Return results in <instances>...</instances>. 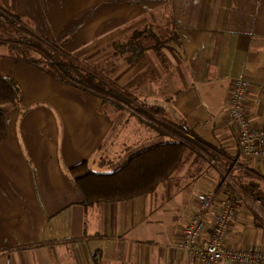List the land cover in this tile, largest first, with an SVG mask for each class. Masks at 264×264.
I'll use <instances>...</instances> for the list:
<instances>
[{
    "label": "crops",
    "instance_id": "obj_1",
    "mask_svg": "<svg viewBox=\"0 0 264 264\" xmlns=\"http://www.w3.org/2000/svg\"><path fill=\"white\" fill-rule=\"evenodd\" d=\"M11 15L29 39L77 58L150 29L162 47L146 36L144 57L109 66V80L138 105L165 106L164 117L191 135L154 193L86 207L72 168L86 162L111 174L176 137L0 50L1 70L22 94L0 143V264H204L181 244L199 196L211 191L237 196L225 244L264 250V158L233 168L227 106L234 81L246 79L247 115L264 127V0H0V19Z\"/></svg>",
    "mask_w": 264,
    "mask_h": 264
},
{
    "label": "trees",
    "instance_id": "obj_2",
    "mask_svg": "<svg viewBox=\"0 0 264 264\" xmlns=\"http://www.w3.org/2000/svg\"><path fill=\"white\" fill-rule=\"evenodd\" d=\"M11 17L12 20H8L7 25L11 28L16 27L18 31H24L20 20L15 16L11 15ZM146 36L157 42L156 49L162 47L159 38L150 29L136 30L126 42L113 43L114 56L123 59L130 66L136 64L144 57L146 48L143 40ZM28 39L25 38L21 41L22 43L20 42L22 49L26 52L18 58L28 61L61 82L101 98L105 106L110 105L118 110L124 109V105L127 106L135 113L145 116L151 122L147 124L152 128H154L153 123H156L176 137L174 141L135 153L111 174H97L89 171L86 162L72 168L69 172L83 194L84 206L90 207L102 202H124L143 197L154 193L161 183L171 178L182 162L188 148L187 136L191 135L183 121L176 118L168 122L164 117L165 106L154 105L155 103L138 105L134 98L121 90L114 82L104 78L96 70L79 66L72 60L74 57L66 55L55 44L35 37L32 39L36 40V43ZM4 41H0V46L9 44L6 40ZM33 51L38 58L29 60L31 58L28 59V55L25 54ZM6 54L10 55L7 52ZM21 101L22 94L18 83L5 75L0 68V143L7 139L5 116L10 107L20 105ZM171 111L176 116V112L173 109ZM157 117L163 121L158 120Z\"/></svg>",
    "mask_w": 264,
    "mask_h": 264
},
{
    "label": "built area",
    "instance_id": "obj_3",
    "mask_svg": "<svg viewBox=\"0 0 264 264\" xmlns=\"http://www.w3.org/2000/svg\"><path fill=\"white\" fill-rule=\"evenodd\" d=\"M248 87L246 79H236L227 105L228 128L237 142L239 152L233 168L240 165V160L249 164L264 158V127L255 126L247 115ZM229 179L230 174H227L225 181ZM236 197H221L218 191L199 196L198 210L183 233L181 247L187 255L204 264H264V250L234 248L225 244L235 218ZM256 206H262V201L257 200Z\"/></svg>",
    "mask_w": 264,
    "mask_h": 264
},
{
    "label": "rangeland",
    "instance_id": "obj_4",
    "mask_svg": "<svg viewBox=\"0 0 264 264\" xmlns=\"http://www.w3.org/2000/svg\"><path fill=\"white\" fill-rule=\"evenodd\" d=\"M129 37L127 39H123V40L120 39L117 41L126 42L129 39ZM25 38L28 37L22 31H18L16 27L14 28L9 27L5 20L0 19V41L5 42L4 40H6L7 42H9V44L5 43L0 46L1 51L5 53L7 52L8 54H10L9 56L11 57H18L20 55H23V53H25L26 50L22 49L20 42ZM28 40L29 41L31 40L36 43V40L34 39L30 38ZM17 42H19V44ZM113 43H110L107 46H103V47L98 46L96 48L90 49L89 52H85L82 56H80V58L74 56L72 60L75 61L79 66L87 67L91 70H96L97 72L100 73L101 76L109 80V66H120L121 63L124 62L123 59L114 56V49L112 46ZM64 53L66 55H69L66 52ZM25 55H28L27 56L28 59L31 58L29 60H34V59L36 60L38 58V56L34 53V51L29 52L28 54ZM154 105L160 106V104L157 103H155ZM171 119L173 120V118H171L170 116V119L168 117L166 120L168 122H172ZM158 120L163 121L159 117ZM147 122L151 124L149 120H147Z\"/></svg>",
    "mask_w": 264,
    "mask_h": 264
}]
</instances>
